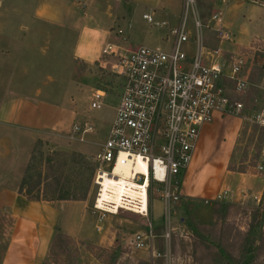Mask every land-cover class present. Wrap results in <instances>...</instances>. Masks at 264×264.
I'll list each match as a JSON object with an SVG mask.
<instances>
[{
    "label": "rangeland",
    "instance_id": "374dc122",
    "mask_svg": "<svg viewBox=\"0 0 264 264\" xmlns=\"http://www.w3.org/2000/svg\"><path fill=\"white\" fill-rule=\"evenodd\" d=\"M37 1L29 0L32 3ZM230 1L232 0H225L227 4ZM244 1L254 6L252 22H249L251 34L264 37V0ZM197 2L203 19H205L214 10V3L219 5L222 0H197ZM5 3L7 9L4 8V4L1 8L0 21L11 22L13 14H11L9 6L13 4L7 1ZM15 3L23 5L25 0H15ZM119 7L127 11H125V19L118 16L119 19L116 18L114 23L110 22L106 25L95 22L90 27L93 34L89 40L93 46V52L96 58L102 60L103 65L107 68H100L98 64L94 63L90 65H83L82 62L75 64L74 50L81 29L74 23L42 27L37 31L32 30L30 34L32 37L30 38L33 45L23 53L21 51L26 46L24 47L21 42L24 37L30 36L28 29H12L11 38L8 35L10 27H5V33L0 35V50L4 48L8 51L6 52L8 55L0 54V64L4 68L8 65L13 70V73L10 71L9 74L5 72L3 75L5 83L8 82L10 88L13 80L14 83L20 81L21 85L29 83L28 86L32 88L41 84L42 97L69 105L76 112L78 118L83 116L95 128L94 131L85 135L91 144L74 142V145L79 144L80 148L84 146L85 150L91 153L84 155L89 159L88 165L93 170L90 171L93 179L88 196L85 201L70 202L67 208L63 210V214L60 213L56 224L59 229L55 228V233L59 231L57 233L58 238L53 239L45 264H113L120 257H126V259L133 261L134 258L132 257L137 252L122 247V242L128 237V234L138 230L147 232L148 223L152 224L155 235H159L162 230V202L156 192L152 198L153 209L148 218L124 210L117 214L101 216L92 208V202L97 191L94 175L98 166L93 157L107 139L110 122L119 103L117 95L121 91L119 85L121 79L116 72L118 68L115 69V59L113 56L102 54L101 49L108 44L121 46L127 50L135 49L141 45L162 50H166L168 47V42L163 38L167 32L166 28L158 27L155 23L150 24L142 17V13L148 11L149 8H144L143 5L138 7L133 0L129 2L120 0ZM180 9V0H178L175 12H173L179 14ZM221 13L222 19L223 17L227 19L225 12L221 11ZM116 15H120V12L115 13ZM71 18L68 19L71 20ZM166 19L167 17L161 14L155 16L156 21ZM224 21L226 22L225 19ZM176 23L177 18L170 20V24L175 25ZM188 23L191 27V19L188 20ZM231 29L235 32L233 28ZM118 30L122 32L118 33ZM209 33L211 34V32ZM211 35L213 38V34ZM212 43L213 40L211 39L209 41L210 46ZM14 51L25 54V56H21L23 59L20 60L17 56L14 58ZM248 51L253 55L255 53L251 50ZM21 62L27 64V67H22V69L27 68L28 70L24 76L18 74ZM259 70L260 73H255L254 76L256 82H259L261 75L264 74L263 62L260 63ZM14 72L17 76L13 75ZM224 84L229 90L233 88L232 82L224 81ZM95 87L106 91L102 105L98 109H92L89 105ZM262 87L264 88V84ZM257 89L258 94L264 100V90ZM20 92L22 93V91ZM24 92L33 97L37 96L33 89L30 92V89L26 88ZM231 93L233 100L243 104L245 93ZM255 109L254 106L245 103L239 114L215 113L212 122L204 126L200 143L198 142L196 147L194 160L195 170H200V181L203 180L212 187L220 178L219 171L223 172L227 163L230 169L237 171L261 172L264 169L262 154L264 127L256 122L255 115L258 111ZM16 139L15 137L12 140L10 152L0 156V182H5L8 177L20 176L22 172L23 174L25 172L24 168H26L25 165L31 148L30 141L25 134L18 141ZM73 152L75 151L71 149V145L53 143L48 140H36L30 154V156L35 157V161L32 162L34 166L32 173L37 174L44 168L41 153L44 157L55 155L57 157L55 162L58 164L49 173L57 176L61 184L67 185L70 191H74L82 176L80 174L81 165L72 162L71 153ZM190 181L192 183L190 189L194 190L196 188L195 175L192 174ZM188 184L187 181L184 184L185 187ZM180 187L182 191V183ZM242 192L243 203L217 202L209 204L211 211L209 215V212H205L207 206L204 201L215 200L216 195L212 198L210 192H203L196 197L195 201L190 202L196 208H193L191 215L186 213V231L189 234H181L182 231L178 230L177 234L171 235L170 238L171 264H264V189L261 195L252 196L254 202H248L249 194ZM181 202L176 205V209L178 205H182L181 208L187 211L188 207ZM10 226V218L6 214H1L0 230H8ZM97 227L99 228L97 229ZM143 227L144 230H142ZM64 232H71L72 234ZM158 239L159 252H164L167 243L162 244ZM155 259L160 260L162 264L164 262L162 258Z\"/></svg>",
    "mask_w": 264,
    "mask_h": 264
},
{
    "label": "built area",
    "instance_id": "2783aa9c",
    "mask_svg": "<svg viewBox=\"0 0 264 264\" xmlns=\"http://www.w3.org/2000/svg\"><path fill=\"white\" fill-rule=\"evenodd\" d=\"M142 17L150 24L166 28L164 40L168 47L162 50L141 45L121 51L108 44L102 50V54L115 59L121 91L107 139L93 157L98 166L92 208L101 216L124 210L148 218L156 192L162 202V238L168 243L173 234L171 217L181 200V179L192 160L201 128L212 122L215 113L239 114L243 104L233 100L231 92L245 93L249 83L239 77L243 64L240 55L229 61L226 73L221 46H206L207 31L220 43L233 40L223 25L220 10L210 12L205 22L197 0H183L177 25L167 20L156 21L151 14ZM224 79L233 83L231 90ZM105 92L101 88L93 91L90 108L101 107ZM255 118L264 127V113H256ZM92 130V126L73 125L77 134ZM262 154L264 157V140ZM137 163H141V170L134 169ZM118 165L129 166L130 174L125 177L116 169ZM104 175L112 179L110 184L105 183ZM231 197L229 191L222 190L215 200L225 202ZM148 227V232L139 231L128 237L125 247L149 248L152 257L171 264L168 244L164 252L154 250L155 235L150 223Z\"/></svg>",
    "mask_w": 264,
    "mask_h": 264
},
{
    "label": "crops",
    "instance_id": "0c3cea01",
    "mask_svg": "<svg viewBox=\"0 0 264 264\" xmlns=\"http://www.w3.org/2000/svg\"><path fill=\"white\" fill-rule=\"evenodd\" d=\"M5 1L8 3L12 2L13 4L9 6V10H11V14H13L11 18L13 19H11V22L0 21V35H3L5 33L4 29L9 27L10 30L8 35L12 38V29H28V35H30L32 30L37 31V29L40 30L42 27L65 25L67 23L71 25L74 23L81 29L79 39L76 43V48L74 50L75 55L73 58L75 59V64H78L79 62H82L83 65H90L91 63H94L98 64L100 68H107L103 65L102 60H98L96 58L95 53L93 52V46L89 40L93 34L90 27H92L95 22L106 25L110 22L114 23L116 18L119 19L118 16L125 19L126 10L119 7L120 0H38L33 3L29 2V0H25L23 5H17L15 0H0V18L2 16L1 8L4 4V8L7 9ZM124 1L129 2L132 0ZM133 2H136L138 7H142L143 5L144 8H149V10L144 11L142 15L151 14L155 18L156 14H161L167 17L166 20L169 23L171 19L177 18V23L175 25H177L180 21L183 0H180L181 9L179 14L174 13L176 2H178V0H133ZM230 2L227 4L224 0H222L219 5L214 3V10L211 12L217 10L225 12V16L228 20L223 17V24L227 29H230L229 31L233 35V40L231 42L220 43L215 37L211 38L212 33L208 34L207 31L205 33L206 46L212 49H216L221 46V59L224 62V72L226 73L229 72V61L234 57L237 58L238 55L242 57L243 64L240 67L239 77L249 83V88L245 92L246 96L243 106H245L246 103L249 106H254L257 109L255 110L258 111L256 113H264V100L257 92V88L264 90L262 87L264 84V74L261 75L259 82L254 80L255 73H260V63L263 62L264 64V37L251 34V26L249 22H252L254 6L250 3H246L244 0H232ZM118 12H120V15L115 16V13L118 14ZM69 17H72L71 20L74 22L69 20ZM208 17L209 15L207 18L204 17L205 22L208 20ZM8 24L10 25L8 26ZM231 28H233L235 32H233ZM30 37L32 36L30 35L29 37H24L22 39L21 43L24 47L26 46L25 49H22V53L26 49L32 47L33 42ZM211 39L213 40V43L210 46L209 41ZM104 47L105 46L102 47L101 52ZM116 47H118L121 51H128L126 48L123 49L121 46L116 45ZM188 49L190 52L193 51L191 45H189ZM248 50L254 51V55ZM6 52L8 51L4 48L0 50V54H3V56L5 54L8 55ZM13 54H15L14 58L17 56L19 60L23 59L21 56H25V54H21L16 51H14ZM256 57L259 58L257 63L255 62ZM6 66L4 68L3 65L0 64V156L10 152V147L13 144L12 140L16 137V140L18 141V139H21L23 134L27 136L28 141H30L29 144L31 145L26 165L30 158L33 144L39 139L48 140L53 143L59 142L60 144L71 145V149L79 154H91L85 150L86 148L84 146L80 148L79 144L74 145V142L91 144V141L85 137L86 134L95 130L94 126L88 122L89 120L83 118V116L78 118L76 112L67 104L48 100L47 98L42 97L41 84H37L32 88L28 86L29 83L21 85L19 83L20 81H18V83H14L13 80L12 87L10 88L7 84L8 82L5 83L3 75L5 72L9 74L10 71L12 72L13 70L8 65ZM23 66L27 67V64H25V62H21L20 71L18 72L21 76H24L26 71L28 73L27 68L22 69ZM14 73L15 74L13 75L17 76L16 72ZM224 81L226 80L224 79ZM24 87L25 89H30V92L31 89L36 91L37 96L33 97L31 94L27 95L25 92L23 93V91H25V89H23ZM93 89L95 90L96 87ZM20 91H22L25 95H23ZM105 95L106 92L104 97ZM119 95L117 96L119 97ZM114 116L115 114L110 122L109 130ZM74 124H79L85 127L92 126L93 130L84 132L83 134H77L73 132ZM203 128L204 126L201 128L189 167L181 179L183 187L182 191L180 188V202L182 201L181 203H184V206L188 207V209L185 211L181 208L182 205H178L177 209L172 214L171 226L173 228V234H177L178 230L182 231L181 234H189L186 231V213L191 215L193 208L196 207L195 205L192 206L190 202L195 201L196 197L203 192H210V197H214L220 191L227 190L232 194V197L225 202L237 204L242 202V191L249 194V197L247 198L248 202H254L252 196L258 194L261 195L264 189V169L261 172L237 171L230 169L228 167V163L225 165L223 172L221 170L219 171L220 178L217 179L216 184L214 183L212 187H210L207 182H204L203 180L200 181V170H195L194 160L196 156V147L201 139ZM80 138L82 140H80ZM236 144L237 142L235 145ZM192 174L195 175L196 179V188L194 190L190 189L192 187V183L190 181ZM22 175L23 172L20 176H6L8 178H6L5 182H0V215L6 214V216H8L11 220V226L8 230H0V264H44L49 254L52 240L55 234L59 232L57 231L55 233V228L59 229L56 225L59 215L61 212L63 214V210L67 208V205L70 202H73L71 200H27L18 192ZM187 181L189 184L185 187L184 184ZM10 184H12V186H10ZM205 201L204 204L207 206L205 212H209V215L211 213L209 204L217 203L219 201L212 200L208 203H205ZM151 203L152 212L153 202ZM147 225H149V223ZM146 228L149 231V227L147 226ZM142 230H144V227ZM139 231L140 230L128 234V237ZM162 232L163 226L159 235H155L153 233L155 236L152 247L156 251H159V248L157 247L158 238H160L158 239L160 240V243L165 244V241L162 238ZM64 233L72 234L71 232ZM128 237H126L122 242V247L125 249L127 248L125 247L124 242ZM167 244L170 251L171 239ZM134 251L137 252V254L135 253V256L132 257L134 258L132 259L133 261L126 259V257H120L119 260L113 264H162L160 260L151 256V250L149 248Z\"/></svg>",
    "mask_w": 264,
    "mask_h": 264
},
{
    "label": "trees",
    "instance_id": "16d2710c",
    "mask_svg": "<svg viewBox=\"0 0 264 264\" xmlns=\"http://www.w3.org/2000/svg\"><path fill=\"white\" fill-rule=\"evenodd\" d=\"M258 60L259 58L256 57L255 62L257 63ZM71 155L73 156L72 162L74 164L81 165L80 174L82 176V178L79 180V184L75 187L74 191H70L67 185L61 184L57 176L49 173L58 164L55 162V160H57V157H55V155H48L44 157L41 153L40 156L41 159H43L41 161L44 162L43 170L38 171L37 174L32 173V170L34 168L32 162L35 161V157L31 155L26 165L25 172L21 178L18 192L29 201H85L88 196L90 184L92 183L93 179L90 171L93 170L88 165L89 159L87 157L76 152L71 153ZM57 233L53 238L54 240L58 238Z\"/></svg>",
    "mask_w": 264,
    "mask_h": 264
},
{
    "label": "bare ground",
    "instance_id": "6f19581e",
    "mask_svg": "<svg viewBox=\"0 0 264 264\" xmlns=\"http://www.w3.org/2000/svg\"><path fill=\"white\" fill-rule=\"evenodd\" d=\"M141 168H142L141 167V163H137V165L134 167L135 170H141ZM116 169L121 171L123 173V175H125V177L130 174V167L129 166H124V165L120 166V165H118ZM109 180H110V182L112 181V179H109V177L104 175V181H105L106 184L107 183L110 184Z\"/></svg>",
    "mask_w": 264,
    "mask_h": 264
}]
</instances>
